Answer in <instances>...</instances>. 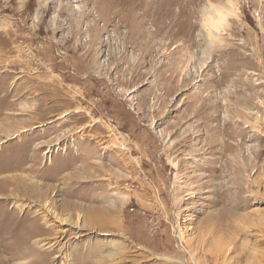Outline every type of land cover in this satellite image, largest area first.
<instances>
[{
  "label": "rangeland",
  "instance_id": "rangeland-1",
  "mask_svg": "<svg viewBox=\"0 0 264 264\" xmlns=\"http://www.w3.org/2000/svg\"><path fill=\"white\" fill-rule=\"evenodd\" d=\"M201 2L0 0V190L69 220L0 200V264H264V0Z\"/></svg>",
  "mask_w": 264,
  "mask_h": 264
},
{
  "label": "clouds",
  "instance_id": "clouds-1",
  "mask_svg": "<svg viewBox=\"0 0 264 264\" xmlns=\"http://www.w3.org/2000/svg\"><path fill=\"white\" fill-rule=\"evenodd\" d=\"M233 0H202L196 8L193 23L195 37L203 49L212 52L222 44V36L234 15Z\"/></svg>",
  "mask_w": 264,
  "mask_h": 264
},
{
  "label": "bare ground",
  "instance_id": "bare-ground-1",
  "mask_svg": "<svg viewBox=\"0 0 264 264\" xmlns=\"http://www.w3.org/2000/svg\"><path fill=\"white\" fill-rule=\"evenodd\" d=\"M234 11H235V9H234ZM235 13H236V11H235ZM236 15V14H235ZM224 35V34H223ZM45 154V153H44ZM32 168V167H31ZM21 180V179H20ZM23 181V180H22ZM20 182V184H21V188L23 189V191H21V189L20 188H17V189H15V191L14 190H12L11 188L9 189V190H6V189H4L3 187H4V185H3V187H1V188H3L2 190H0L1 192H0V200H3L4 202H6L7 201V199H9V200H11V199H14L15 200V202H13L12 204H13V206H16L17 207V204H18V200L19 199H21L20 198V194L21 195H25V197L27 196V195H30V196H34V197H36V198H38L39 199V201L42 203V205L40 204V206H38L39 207V209L40 210H42L41 212L42 213H44V218H46L47 217V219H48V217L49 218H51V217H53V221H58L61 225L62 224H68V222H69V220H67L66 218L65 219H61L60 217H57L56 215H54V212L52 211V208H51V203H49V201H47L46 200V197H47V193L46 192H42V191H40V189L38 188V185H35V184H31L30 182L29 183H27V182H25L26 180H24L23 182ZM30 181V180H29ZM6 182V181H5ZM18 183V182H17ZM3 184V183H2ZM246 184H247V181H246ZM245 184V185H246ZM18 187H19V185H18ZM16 188V187H15ZM241 190V189H240ZM239 190V191H240ZM35 192V193H34ZM236 194V193H235ZM237 197V196H236ZM237 199V198H236ZM17 201V202H16ZM239 200L237 199L236 200V202H238ZM8 202H10V201H8ZM12 202V201H11ZM20 202V201H19ZM22 206H23V204H22ZM110 206V205H109ZM37 208V207H36ZM107 208V207H106ZM38 209V210H39ZM95 209V208H94ZM97 209V208H96ZM98 211V210H97ZM26 212V211H25ZM24 212V213H25ZM109 212V213H108ZM93 214V213H92ZM99 214H100V210H99ZM108 214H110V211H109V209H106L105 211H103L102 212V214H100V215H98L97 216V218H95L94 217V221H93V224H99V225H102V223H103V221L102 222H100V219H101V217H107L108 216ZM38 215H39V213H38ZM51 216V217H50ZM100 216V217H99ZM34 217H35V215H34ZM45 220V222H44V226L46 225V227H42V225H38V226H35V225H28L29 227H28V230H27V233H26V235L24 236V241H25V243H29L30 242V239L31 238H34V237H36V236H41V235H44L45 233H49L50 234V232H51V227L52 226H50V223H49V221L48 220ZM40 220V218H34L33 220H32V222L33 223H37L38 221ZM102 220V219H101ZM86 220H85V218H84V221H82V217L80 216V215H77V220H76V223H73L72 225H74V227H76V228H82V227H84V222H85ZM105 221V220H104ZM43 223V222H42ZM49 224V225H48ZM71 224V223H70ZM94 225V226H95ZM106 225V224H105ZM50 226V227H49ZM102 226H104V224L102 225ZM64 232H66V230H63V232L62 233H64ZM61 233V234H62ZM58 238V237H57ZM34 241V240H33ZM42 239H36L35 240V243L37 244V245H39V244H41L40 246H42ZM57 242V241H56ZM58 243V242H57ZM39 246V247H40ZM15 256L16 257H19V254H15Z\"/></svg>",
  "mask_w": 264,
  "mask_h": 264
},
{
  "label": "built area",
  "instance_id": "built-area-1",
  "mask_svg": "<svg viewBox=\"0 0 264 264\" xmlns=\"http://www.w3.org/2000/svg\"><path fill=\"white\" fill-rule=\"evenodd\" d=\"M124 145V146H123ZM116 146L118 147L119 150H124L126 151L127 148H126V144H125V141H124V138L123 137H117L116 138ZM122 147V148H121ZM126 149V150H125Z\"/></svg>",
  "mask_w": 264,
  "mask_h": 264
}]
</instances>
